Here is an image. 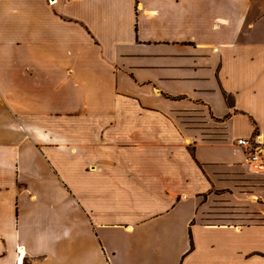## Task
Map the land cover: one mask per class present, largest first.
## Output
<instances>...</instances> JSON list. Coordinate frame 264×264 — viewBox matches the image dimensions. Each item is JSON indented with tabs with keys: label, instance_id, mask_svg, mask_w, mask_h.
Returning <instances> with one entry per match:
<instances>
[{
	"label": "crops",
	"instance_id": "0c3cea01",
	"mask_svg": "<svg viewBox=\"0 0 264 264\" xmlns=\"http://www.w3.org/2000/svg\"><path fill=\"white\" fill-rule=\"evenodd\" d=\"M238 138L264 0H0V264H264Z\"/></svg>",
	"mask_w": 264,
	"mask_h": 264
},
{
	"label": "rangeland",
	"instance_id": "374dc122",
	"mask_svg": "<svg viewBox=\"0 0 264 264\" xmlns=\"http://www.w3.org/2000/svg\"><path fill=\"white\" fill-rule=\"evenodd\" d=\"M250 139V138H249ZM249 175V180H251L253 185H259V186H263L264 187V174H255V173H251L246 171ZM219 201H221V199H218ZM230 207H228V205L223 204V203H218V204H214V205H210V209L209 210H205L204 212V216L203 219H205L208 222H213V223H218V222H223V221H227L231 218H234V216H230L229 214H233L236 211L234 210H230L228 209ZM247 213H251V210L245 211ZM246 220V222L243 223H249L252 220L256 219V217L254 216H247L244 217ZM260 220H264V217H259Z\"/></svg>",
	"mask_w": 264,
	"mask_h": 264
},
{
	"label": "built area",
	"instance_id": "2783aa9c",
	"mask_svg": "<svg viewBox=\"0 0 264 264\" xmlns=\"http://www.w3.org/2000/svg\"><path fill=\"white\" fill-rule=\"evenodd\" d=\"M236 143L244 153L243 164L248 172L264 174V150L253 139L238 138Z\"/></svg>",
	"mask_w": 264,
	"mask_h": 264
}]
</instances>
